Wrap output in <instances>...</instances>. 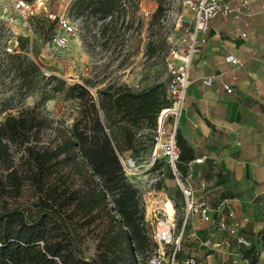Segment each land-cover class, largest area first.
<instances>
[{
  "label": "trees",
  "instance_id": "16d2710c",
  "mask_svg": "<svg viewBox=\"0 0 264 264\" xmlns=\"http://www.w3.org/2000/svg\"><path fill=\"white\" fill-rule=\"evenodd\" d=\"M140 1L76 0L71 11L86 25L93 21L95 35L106 41L107 35L117 31L120 20L124 30L132 27L128 7L137 11ZM156 1L144 55L158 63L166 59V55L158 54L167 45L160 32L169 0ZM43 19L55 31V22ZM30 41V36H19L18 50L6 51L0 64V78L8 75L18 81L20 102L41 91L33 106L18 114L8 112L0 121V195L19 197L30 180L38 193L37 212L7 205L0 211V264H141L142 256L149 260L158 245L146 221L142 192L126 175L119 156L138 151L145 143L142 130H157L161 111L171 106L167 85L161 82L134 90L127 83L109 82L95 92L91 88L98 84L90 79L69 85L65 78L45 76L40 64L28 54ZM59 92L75 104L77 114L71 127L56 128L59 133L55 140L44 144L42 133L54 127V120L43 114L41 107ZM11 108L13 104H0V114ZM177 143L184 175L188 162L195 159V149L179 128ZM19 150L23 153L17 162ZM60 165L68 166L70 174L78 175L82 183L73 187L63 178L52 182ZM158 188H162L161 182ZM174 194L179 208L181 195L178 190ZM241 194L228 190L221 199ZM100 219L108 222L97 254L90 256L82 248L74 225ZM253 252L254 248H249L242 255L250 259Z\"/></svg>",
  "mask_w": 264,
  "mask_h": 264
},
{
  "label": "rangeland",
  "instance_id": "374dc122",
  "mask_svg": "<svg viewBox=\"0 0 264 264\" xmlns=\"http://www.w3.org/2000/svg\"><path fill=\"white\" fill-rule=\"evenodd\" d=\"M75 1L45 0V7L38 10L36 15L30 19L35 32L29 44L28 54L40 64L47 74L45 76L57 75L65 78L69 85L76 82L84 83L86 79H90L98 84V86L91 88L93 92L97 88L106 86L109 82L132 84L139 89L161 82L168 86L171 76L167 70L166 59L155 63L156 60H146L144 55L148 41L149 22L158 6L156 0H141L137 11L135 10L136 7L129 5L127 18L129 19L132 16V27L124 30L121 26L122 20H120L117 31L111 32L112 34L109 33L111 35H107L106 39H108L106 41L104 38L95 35L97 26L93 21L86 25L80 19L74 17L71 8ZM11 3L12 0H0V64L6 56L9 39L30 36L26 24L11 9ZM167 7L168 11L160 32L162 38L167 41V45L161 47L158 54L166 55V58L173 48L179 46L184 34L183 28L179 24L185 14V0H169ZM61 14L70 16L76 22L77 30L70 46L66 50L59 51L49 43L51 36L55 33L54 28L51 27L50 22L43 18L49 15L53 18V16ZM11 78L8 75L0 78V104L14 105V108L0 114V121L8 112L18 114L21 109L33 106L41 97V91H37L20 102L17 88L18 81H12ZM102 81L104 82L101 83ZM41 108L43 114L54 120V127L48 128L42 133L41 142L50 144L59 133L56 128L72 126L74 117L77 114L76 107L72 101L64 99L63 92H59L51 100L44 103ZM142 132L144 134L142 139L145 143L138 146L136 149L138 151H130L129 154L139 164L146 166L154 144L155 131L144 129ZM22 153L23 150L17 151V162H19L18 157ZM163 166L165 167V161L162 160L159 164V171L155 170L149 176H160L159 181L153 183L152 187L164 191L171 189L174 193L177 187L175 182L171 180L172 174L167 170V167L164 171L165 176L160 175V169ZM70 171L68 166L62 167L60 165L51 181L54 182L58 178H63L69 183L72 182L73 187H78L82 181L78 175H71ZM159 182H161L162 188H158ZM150 183L146 178L140 181L143 189H148ZM226 183L225 181L224 186L221 188L214 186L213 191L218 196L228 190L242 191L243 193L239 197L252 198V195L248 194V191L244 190L239 184H234L232 181L230 182L231 185ZM37 202L38 193L36 188L30 180H27L19 197L11 198L0 195V211L3 210L5 205L8 208L21 206L35 214L37 212ZM107 222V219L103 221L100 219L84 226L74 225V228H76L75 233L87 255L97 254V244L104 234V227ZM182 222L183 210L180 206L177 213V229L181 228ZM201 226L199 229H195L194 225L191 224L186 228L180 258L193 254L197 260L196 264H264V228L260 231L251 229L250 231L241 232L240 235H246V239L249 240V246L239 245L234 236L235 234L226 235L228 238L224 236L229 245L220 246L215 245L212 240L207 243L212 231L206 225L203 228ZM195 231L197 232L196 235H192ZM249 248H254V252L252 258L246 259L242 254ZM140 260L141 264L150 262L147 256L140 257Z\"/></svg>",
  "mask_w": 264,
  "mask_h": 264
},
{
  "label": "crops",
  "instance_id": "0c3cea01",
  "mask_svg": "<svg viewBox=\"0 0 264 264\" xmlns=\"http://www.w3.org/2000/svg\"><path fill=\"white\" fill-rule=\"evenodd\" d=\"M206 75L214 76L211 86L202 82ZM178 128L195 149V159L206 157L203 163L188 162L184 174H192L198 188L204 179L206 193L216 204L223 199L213 187L221 188L225 181L239 184L252 195L251 199H229L236 217L227 218L225 231L198 219L189 226L206 225L212 231L209 238L220 246L229 245L226 235L235 234L237 241L240 236L246 238L242 231L264 228V0H250L244 15L214 20L194 58L192 84ZM214 217L224 218L222 213Z\"/></svg>",
  "mask_w": 264,
  "mask_h": 264
},
{
  "label": "built area",
  "instance_id": "2783aa9c",
  "mask_svg": "<svg viewBox=\"0 0 264 264\" xmlns=\"http://www.w3.org/2000/svg\"><path fill=\"white\" fill-rule=\"evenodd\" d=\"M185 6V14L179 24L183 28L184 34L179 46L173 48L166 58L167 70L171 76L167 86L171 106L164 108L159 115L158 128L155 131L150 158L145 166L139 164L131 155L121 154L119 156L126 175L142 192L146 221L150 227L152 239L158 245L155 254L150 258V264H196L197 260L193 254L180 258L185 230L190 221L198 219L202 223L215 224L220 231H225L228 228L227 218L236 217L234 210L229 205V199L225 198L216 204L214 198L206 193L204 179L201 187L198 188L193 183L192 174H182L180 171L181 150L177 143V130L192 84L194 58L206 42L214 20L220 17L229 18L248 13L250 0H185ZM43 7H45V0L41 7H39V0L33 2L12 0L11 9L26 24L31 38L35 31L30 19ZM45 17L55 22V33L50 38L49 43L56 50H66L76 33V22L66 14L53 16V18L50 15ZM8 44L6 48L8 53H14L18 50V38L9 39ZM228 59L236 62L232 57ZM43 73L46 74L44 70ZM213 80V75L202 77L205 86H211ZM225 88L229 93L232 92L230 86L225 85ZM162 160L165 161V167L172 174L173 181L181 195L178 201L183 210V222L180 229H177L176 194L171 189L164 191L152 187L153 183L159 181L160 176L149 177L155 170L159 171V168L155 169V167ZM205 160V156L196 158L194 163H203ZM165 167L160 169L162 176H165ZM145 178L151 182L148 189H143L140 184V181ZM169 203L173 213L168 210ZM214 213H222L223 220L218 221L214 217ZM196 233L195 231L192 235H196ZM210 241L211 237L208 238L207 243ZM237 243L250 245L249 240L243 236L237 238Z\"/></svg>",
  "mask_w": 264,
  "mask_h": 264
},
{
  "label": "bare ground",
  "instance_id": "6f19581e",
  "mask_svg": "<svg viewBox=\"0 0 264 264\" xmlns=\"http://www.w3.org/2000/svg\"><path fill=\"white\" fill-rule=\"evenodd\" d=\"M41 0H39V7H41L43 5V2H40ZM168 210L170 213H173V209L171 208V204H168Z\"/></svg>",
  "mask_w": 264,
  "mask_h": 264
}]
</instances>
